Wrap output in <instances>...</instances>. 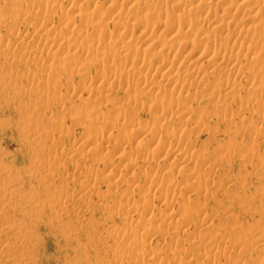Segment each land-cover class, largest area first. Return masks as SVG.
Here are the masks:
<instances>
[{"label":"rangeland","instance_id":"1","mask_svg":"<svg viewBox=\"0 0 264 264\" xmlns=\"http://www.w3.org/2000/svg\"><path fill=\"white\" fill-rule=\"evenodd\" d=\"M8 1L13 2L14 5L9 7L5 0H0V11L3 10L4 13L1 14L4 16L6 11L8 14L3 19L0 18V51L7 45L11 49L9 54L11 59L7 55H0V264H160L161 262L164 264H264V129L255 131L249 126L252 121L260 119L262 123L258 121L260 129L264 127V94L250 91L254 85L255 89L264 86V42L263 45L260 44V41L264 40V23H262L264 13L261 14L263 7L255 12L256 16L254 12L250 14L253 23H246L247 27L243 24L246 29L249 27L245 40L253 43V46L248 51L238 53L237 64H235L238 60L237 56L235 57L237 49L228 47L224 49L232 54L235 52L230 66L235 64V72L238 71L237 76L234 73L227 77V74L220 69L213 70L209 65L207 67L206 62L197 65L193 71L184 67L188 50H181V43L194 38V35L182 30L168 33L158 28L150 34L154 44L143 49L136 46L133 41L129 42V39L113 38L112 47L99 46L97 52H94L97 54L104 52L106 55L108 53L103 58L102 65L97 64L100 58L90 60L93 56L90 59L88 57L86 61L83 60L87 58L84 57L83 52H78L79 55L76 56V50L81 49L78 43L82 42L80 44L82 47L84 42L95 40L93 37H97L96 34L99 36L101 32L112 31L122 24L126 29V21L120 19L104 21L99 19L98 15L92 16L95 14L93 10L99 13L109 11L111 8L109 1L97 0L96 7L104 3L97 10L98 8L94 9L93 5L90 6L89 0H79L84 5L78 2V7L90 6V8L87 6L88 12L82 7L77 12L76 9L69 7L67 0L58 1L61 2L59 9L46 4V0H30L25 12L20 6L27 0ZM130 5L132 4L124 5L121 9L117 6L115 10L123 17L128 14ZM233 7L232 4L231 9ZM247 8L249 7L246 6V9L238 13L243 14ZM46 13L55 15L52 21L55 30L57 28L60 33L68 32L62 35H68L66 37L73 35L76 40L72 36L73 42L65 44L63 41L64 46L61 40L48 39V41L43 26L35 22L36 18L44 17ZM193 13L185 16L184 20L196 22L197 17ZM241 13L238 16L237 12L234 13L236 16L233 14L228 20L215 25L216 27L211 25L204 27L203 36L209 38L224 36L226 32L231 34L241 23ZM14 15L19 18L13 19ZM137 15L140 20L149 16L142 10ZM83 16H85L84 20ZM65 19L71 21L66 22L68 29L65 23V26L62 25ZM5 26H8L6 30L3 28ZM122 29L121 26L120 30ZM178 42L180 44L178 48L180 59L179 57L178 59L181 62L180 64L176 62L175 69L160 68L162 78H159V81L158 78L154 79L151 74L144 72L134 76V80L141 78V83L149 84L152 78L157 80L158 83H150L151 85L156 83L153 86L158 84L153 92H145L141 83L130 88L126 95L116 89L117 79L122 80L130 69L136 71V67L129 59L133 52L137 51L141 55V62L146 64L154 61L155 56L167 59V49ZM76 44L79 48L75 50ZM123 53L127 56V61L117 59L112 61L113 63L111 60L106 61L109 55V58H114L118 54L124 55ZM177 55L171 59H176ZM36 57L39 64L34 61ZM60 57L65 59L62 60L63 63ZM7 58L14 61L13 69L5 66ZM218 62L219 60L216 61ZM81 67L87 70L84 77L74 72ZM185 68L189 77L193 76V73L196 74V77L189 79L190 84L187 82L186 85L182 78L183 75L187 76ZM96 71L105 72L109 84L105 85L106 87L111 86L115 80L116 87L114 84L110 87L111 91L108 92L107 98L82 106L78 98L81 88L76 87L84 83L87 76H93ZM256 72H260L262 76L256 77L257 81L256 78L254 80L251 78V82L249 79ZM47 75L50 76L48 78L50 83L47 82L36 94L27 96V91L31 92L32 90L29 89H33V86L31 87L33 82L30 83L27 79L35 77L41 81L39 78H45ZM10 76L13 80H10L12 79ZM206 76L208 79L205 78ZM175 77H180L179 81ZM169 78L181 84V90L187 93L179 94V105L175 113L173 112L175 108L168 107L170 108L167 109L168 114L169 110H172L169 116L172 112L173 116L168 119L166 113V121L155 120L151 112L139 106L131 110L132 99L137 104L146 101L151 104L160 103L164 107L173 97L172 85L166 83V79ZM200 79L206 83L204 89H200ZM247 80L249 83L245 84ZM225 82L228 83L227 92L224 91ZM68 83L71 85L69 86ZM90 83L92 88L100 84L97 80ZM247 84L252 86H245ZM49 87L51 93L48 91ZM184 87L188 88L189 92ZM246 87H249L248 91ZM68 88L75 89L68 90ZM11 90L16 91L13 92L14 96ZM85 97L84 94L83 98ZM245 98L247 100L243 101L246 107L244 109L241 108L243 105L239 106L243 102L239 103V101ZM236 104H239V107ZM71 105L85 111L99 109L105 115L121 113L120 115L125 118L128 114H132L138 122L147 121L161 138L169 142V150H176L174 149L176 145L178 153L175 151V155L181 158L182 162L184 158L180 155H185L184 161H189L182 165L185 168L171 164L174 161H166L165 164H171L167 168H172L175 174L173 183L161 182V176L166 174V170H159L156 166L161 158L153 160L143 168L138 158L134 159L135 163L126 165L127 160L116 155L111 158L112 164H108L109 161H105L103 157L105 155H102V151H99L96 145H83L87 140L84 131L93 127L94 114L90 110L72 118L65 116L66 128L64 126L63 130H60L55 123L57 121L55 119L60 118L62 113L67 115ZM179 106L183 107L182 112H179L182 109ZM247 106L255 110L263 107V113H260L262 116L251 112L248 116L247 112L250 108L247 109ZM214 108L216 112L212 111ZM238 108L245 113L237 111ZM198 109L201 113H199L201 121ZM177 110L179 114L176 113ZM186 110L189 111L185 115ZM226 111L231 117L227 116L229 118L225 121L219 120ZM235 114H238V118L243 114L240 119L245 116L247 121L239 122ZM111 126L108 131L119 139L121 126L117 125L116 128ZM46 132L51 136L43 141ZM126 136L129 137V134ZM142 139L143 137L139 135L129 137L125 146H128L126 151L134 152L139 141H146ZM53 143H60L62 148L58 151L53 150L51 148ZM156 144L153 142L148 148L146 147V150ZM158 144L162 145L161 142ZM217 144L224 150H221L223 152L220 155L224 154L216 158L215 154L221 152L217 150ZM227 146L233 150L229 149L231 151L229 152ZM104 162L110 166L104 168ZM211 169H214L213 173ZM132 175L135 179L127 181ZM116 177L118 181L114 183ZM145 177L154 182L148 184ZM200 183H204V190L194 189V186H200ZM221 185L223 192H219L221 196L215 197ZM113 188H116V191ZM126 204H132V210H129ZM187 204L196 206L191 207L194 211L189 217L182 210ZM200 204L203 206L199 207ZM136 217L141 223L155 220L152 221L156 228L154 232L152 231L153 234L150 232L147 237L148 233L142 227L139 228L140 230L137 228L134 230L132 228L134 226L131 227L129 223L131 221L134 224ZM182 217L187 220L181 224L179 222ZM204 217H207L208 219H205L208 221L206 220L207 223L201 226ZM222 229H226L225 236L227 231H231L226 237L224 236L225 238L223 237L224 239L222 238L225 241L220 239V234H224ZM127 234L130 239L127 238ZM125 235L127 237H124ZM124 239L129 240L124 241ZM212 243L224 249L221 251L215 247L214 250Z\"/></svg>","mask_w":264,"mask_h":264},{"label":"bare ground","instance_id":"2","mask_svg":"<svg viewBox=\"0 0 264 264\" xmlns=\"http://www.w3.org/2000/svg\"><path fill=\"white\" fill-rule=\"evenodd\" d=\"M58 1L59 0H46L45 3L46 4L48 3L54 9H59L61 7V5H60L61 2L59 3ZM67 1L69 2L68 3L69 4V7L72 8V9H76L77 12H79L82 8H84V6L83 7L81 6L82 8L81 7H78V2H80L79 0H67ZM96 1L97 0H89V4H90V6L93 5L95 7L94 9H97L98 8L97 10H99V7L101 8V6L104 3L102 2L101 3V6L99 5L98 7H96L95 6ZM106 1H109V5L111 6L110 10L107 11V12H103V13L102 12L99 13L98 11L95 12V10H93L92 12L95 13V14L94 15L92 14V16L98 15L99 19L104 20V21H113L114 19H120L121 21L123 20L124 22L126 21L127 22L126 29H124V26H123L124 24H122L120 26L115 27L112 31L101 32V34L99 36H98V34H96L97 37H95V36L93 37L95 40H92V41L91 40L90 41L87 40L89 42H84L82 44V47L80 45L82 42L81 43H78L79 46H80V48H81L80 51H79V49L76 50L77 47L79 48V46H77V44H76L75 50L77 52L74 51L76 53V56L79 55L78 52H81V53L83 52V55L85 54L84 57H87L86 59L83 58V60L86 61V60H88V57L90 59L91 56H93L90 60L97 59V58L99 59L100 58L97 61V64L98 63H101L100 65H102L104 63L103 58H105V55L106 54L104 52H99L98 54L97 53H94V52H97V49H98L99 46H105V47L106 46H109V47H112L111 44L114 42L113 38L116 39L118 37H123V39L124 38L129 39V42H132L133 41V43H135L136 46H139V47H141L143 49V48H146V47H148L150 45L152 46V44H154L153 41H152V37L150 36V34L154 30H156L158 28H162L165 32H168V33H174L177 30H182L184 32H189V33H191V34L194 35V38L187 39V40H185V41H183L181 43L182 46H181L180 49L181 50H188V57H187V59H185L186 60L185 61V64H183L184 67L186 66L189 70H192L193 71L196 68L197 65H200V64H203L204 62H206L207 67L209 65V68H213V70L220 69L221 71H223V73L227 74V77H228V75L230 76V75H232L234 73H235L236 76L238 75V73H237L238 71L235 72V66H236L235 64H237L239 62V59H238V56L237 55L240 54V51H244V50L245 51H248L253 46L252 45L253 43H250L249 41H246L245 40L247 38L248 33H249V27H248V29H246V27H247L246 23H250L251 24V22H252V20H251V17L252 16L250 14L252 12H254V15H255V12L260 7H263V9L261 10V14L264 13V11H263L264 10V0H249V1L247 0L249 2V4H248L247 1L245 2V0H230V1L229 0H137V1L136 0H106ZM228 1L230 2L229 4H228ZM28 2H30V0L24 1L23 4L20 6L22 8L21 10L23 12L26 11V6L30 4ZM5 3L9 7H12L14 5L13 2L8 1V0H5ZM80 3L82 4V1ZM127 4H132V5L129 6L128 14H126V15H124L122 17V15L120 14V12H117L115 10V8L117 6H119V8L121 9L124 5L126 6ZM232 4L235 7V8L233 7L234 9L232 8L233 11H231L232 10L231 9ZM82 5H84V4H82ZM228 5L230 6L229 8H228ZM87 6H89V5H87ZM87 6H85V8L87 9L86 11L88 12ZM90 6H89V8H90ZM246 6L249 7V8H247V11H245L243 14L240 12L241 13V16L240 17L242 19L240 25L237 26L231 34H229L228 32H226L224 34V36H221V37L220 36L219 37L213 36V37H209V38L203 36L202 32H203V28L204 27L210 26V25L211 26H215L218 23H220L221 21H226V20H228L236 12H237V16H238V14H240L238 12L240 10L242 11V9H246ZM91 9H92V7H91ZM102 9H103V7H102ZM141 10L142 11H145L146 13L149 14V16L146 19H143V20L138 19L137 13L140 12ZM1 11H0V14L3 13V10H1ZM191 12H194L193 14H195V16L197 17L196 22H194V23H192V22H190L188 20H184V17L187 16L188 14H190ZM3 14L0 15V18L2 17V19L4 17H6L7 11L5 12V15L4 16H3ZM87 14L89 15V13H87ZM7 16H8V14H7ZM53 16H55V15H53ZM53 16L50 13H46L44 17H38V18L35 19V22H37L38 24H40V26H43V29H44V32H45L44 33L45 38L47 40L48 39L58 40V41L61 40L63 46H64V43L66 44V43H69V42H73L72 40L74 39L75 36L72 35L73 36V39L71 38L72 36L71 37H66V36H68V35H66V34H68V32L67 33L66 32L60 33V31H58L57 28L55 30V26L52 27V23H53L52 21L54 19ZM234 16H236V15L234 14ZM255 16H253L252 19H254ZM84 17L85 16H83V18H82L83 20H84ZM88 17H90V16H88ZM17 18H19V17L16 16V15L13 16V19H17ZM65 20L66 21H63V22L61 20V22L63 23L62 25H64V23H65L66 28H67L68 27V24L66 22L69 23L71 21H70V19H65ZM262 23H264V21ZM121 26L123 27L124 31H122L123 29L120 30L121 29ZM7 27L8 26L3 27L4 30H6ZM63 33H66L65 36L62 35ZM75 40H76V37H75ZM63 41H64V43H63ZM121 42H124V41H121ZM263 42H264V40H261L260 41V44H262ZM230 43H231V45H230ZM125 44H126V41H125ZM31 45H33V44H31ZM179 45H180L179 42L178 43H174V44L170 45V47L167 49V54L166 55L168 56L169 59L167 58V56H166L167 59H163L161 56H159V57L155 56L154 61H150L148 63L146 62V64L145 63L143 64L141 62L142 61L141 60V55L137 51L133 52L132 55L129 57V59H130L132 65L136 67V69H135L136 71H133L134 69H130L127 72V75H126L127 77L126 76H124V77L122 76L123 78L120 81H118V79H117V83H118L117 84V87L118 88H116V89L117 90L119 89V90L123 91L124 92L123 94H125V95L127 93H129L130 88H133V86H136L139 83H141V78H138V79H135L134 80L135 74H140L141 72H144L145 74H151L154 79L158 78V81H159V78H162V75L160 74V71H159L160 68H162L164 70V68H168V67H173L174 68L175 65H176V62H178V64H180V62H181L179 60L180 59V57H179V51L180 50H178ZM227 47L228 48H235L238 51V52L236 51L237 54H235V57L237 56L236 59H238V60L237 61L236 60H233L234 62L236 61V63L235 64H231V66H230V61L234 57L233 55H234L235 52L232 54V53H229V52L224 51V49H226ZM10 50H11L10 47L7 45V46H5V48L3 50L0 51V55H7V57H9V54L11 52ZM126 50H127V48H126ZM75 53H74V55H75ZM123 54L124 55H121V54L115 55L114 58H109L110 57V55H109V57H107L106 61L108 62V61L111 60V62H112V61H115L116 59L119 60V61H127L128 60L127 56L125 55V53H123ZM176 54H178L177 57H175L177 60L176 59L172 60L171 57L173 58V56L174 55L176 56ZM56 55H58V54L56 53ZM56 55H54V56H56ZM107 55H108V53H107ZM178 57H179V59H178ZM9 58L6 59L7 61L5 63V66L7 68H12L13 69L15 67L14 66L15 63H14L13 60L12 61L9 60ZM60 59H61V57H60ZM68 59L69 58H67L66 60H68ZM39 60H41V59H39ZM62 60H65V59L64 58L61 59V62L63 63ZM217 60H219L218 63H216ZM34 61H35V63L38 62L37 57L34 58ZM59 62H57V63L59 64ZM186 62H187V64H186ZM38 64H39V62H38ZM233 65H234V67H233ZM185 70H186L185 73H187L188 71H187L186 68H185ZM86 71H87L86 68L81 67L80 69H77L74 72L77 73L79 76L84 77V76H86ZM169 71H171V70H169ZM196 73L198 74V72H196ZM181 75H183V73ZM186 75H187L186 77H185V75L182 76V78H184L183 80H184L185 85H186L187 82H188L187 84H190L189 79L191 77L192 78L193 77H196V74L195 73H193V76L190 75L191 77H189L188 73ZM12 76H10L12 78L10 80H13V77H16V76H13V77ZM47 76H46L47 78L46 77L45 78H39V79H41V81L38 80V78H35V77H38L37 75H35V77L28 78L27 79L28 82L29 81H30V83L33 82L31 84V87L33 86L32 87L33 89H29V91L30 90H32V91L31 92H28L27 91L26 95L27 96H32V95L36 94L40 90L41 87L45 86L47 84V82H48V78L50 77L49 75H47ZM163 76H164V74H163ZM258 76L261 77L262 74L260 72H256L253 76L250 77L249 80H251V82H252V79L254 80ZM153 78H152L153 81L151 79L149 80L150 83L151 84L153 82L158 83L157 80L155 81ZM176 78H178V77H175V79ZM179 78H178V81H179ZM205 78L208 79L207 76ZM171 79H172V77H171ZM197 79H198V77H197ZM27 80H25V81H27ZM96 80L100 84L97 87L92 88L90 82L96 81ZM107 80L108 79H107L106 74H105L104 71H96L93 74V76H91V75L89 77L87 76V78L85 79V82L84 83H81L80 86H77V87L75 86L76 88H81V89H79L80 95L78 96L81 105L84 106L86 104H92V103L98 101L99 99L107 98L108 97L107 96L108 95V92L111 91L110 87H113V84L116 82V80H115V82L111 86H107L106 87L105 85H109L107 83ZM164 80H163V82H164ZM249 80L245 81V84H246V82L249 83ZM255 80L257 81L258 79L256 78ZM199 81L201 82V88L200 89H204L206 87V83L205 82H202L201 79ZM34 82L35 83L38 82L39 84L38 83L37 84H34ZM175 82H177V81H175ZM175 82L174 81H171L170 78H169V80L166 79L167 85H172L171 86V89H172L171 91L173 92V94H172L173 97L171 98L170 101L167 102V104L164 107H162V104H160V103H153V104H151V103L146 102V101L145 102H141L140 104H137L132 99L133 107H131V110H134V108H136V106H139L140 108H143L144 110H147L148 112H151V116L155 120H161L162 119V120H165L166 121V115L168 114V110L167 109H170V108L173 109V108H175V110L173 111L175 113L176 108L179 105V97H180L179 94L183 93L185 95V93H186L185 91L181 90V84L175 83ZM227 82L224 83V87H225L224 88V91L225 92H227L229 90L228 89V83ZM48 83H50V82H48ZM150 83L149 84H147L146 82H142L141 83L142 89L145 92H153L154 89L158 86V84L156 86H153L156 83H154L153 85H151ZM252 84H250V85L252 86ZM28 85H29V83H28ZM68 85H69V83H68ZM250 85L247 84L245 86H249L250 87ZM81 86H83V87H81ZM72 87H73V84H72ZM103 87L105 88L104 90H103ZM115 87H116V85H115ZM249 87L248 88L246 87V90L247 89L249 90ZM253 87H254V89H253ZM255 87H256L255 85L252 86V88H251L252 90H250V91L257 92L259 94H264V91H263L264 90V86H263V88L261 86V88H259V89H255ZM184 88H182V89H184ZM49 89H51V88L49 87L48 88V91H49ZM66 89H67V87H66ZM74 89L75 88H72V89L68 88V90H74ZM185 89L187 90L188 88H185ZM11 92H12V90H11ZM13 92H12V94H13ZM202 92H203V90H202ZM84 94L86 95L85 98H83ZM174 94H176V95H174ZM12 96H14V94ZM241 100L242 101H239V103L240 102H243V101L245 102L247 99L245 98V100H243V99H241ZM244 102L243 103H240V105L239 104L238 105L241 106V105L245 104ZM238 105L236 104L237 107H239ZM168 107H170V108H168ZM181 107L182 106H179V108H181ZM241 108H244L245 109L246 107H245V105H243V107L241 106ZM248 108H250L248 110V112H247L249 114L248 116H250V113L249 112H251L252 114L253 113H257V116H258L260 113H263L262 110L264 109L263 107H262L263 109L260 107L261 109L257 108L255 110L254 108L252 109V107L247 106V109ZM232 109L233 108H231L230 110H232ZM89 110L90 109H86V111L83 110V109L82 110H79L78 107H76L74 105H71L70 110L68 111V113H66L67 115H64L65 113H62L63 115L61 114L60 115L61 116L60 118L55 119V120H57V121H55V123L58 124L60 130H63L64 129V126H65V121H66L65 116L72 118V117H75V116H80L81 114L83 115V113H84L83 111L89 112ZM165 110H167V111H165ZM178 110H177L176 113L179 114V112H182L183 107H182L181 111L179 110V112H178ZM214 110L216 112V109L215 108L212 111L214 112ZM170 111H172V110H169V114H170ZM188 111L185 112V115L188 113ZM232 111H230V112H232ZM237 111H239V108L237 109ZM237 111L235 110V113H237ZM241 111L243 112L242 109H241ZM241 111H239V112H241ZM90 112H92L94 114V118H93V121H92L93 127L86 129V131H84L85 133H83L84 134V137H87V140H85L83 142V145L84 146L96 145L97 146L96 148H98L99 151H102V153H103L102 155H105V156H103L106 159L105 161H107V162L109 161L108 164L109 163L112 164L111 158L113 156H116V155H118L119 157L127 160V164L125 163L126 165H130L132 163H135V162H133L134 159L135 158H138V160L139 159L141 160V163L143 165L142 166L143 168L145 166L149 165L153 160H156L158 158H161V160L156 163L157 169L164 170V171L166 170L165 171L166 174L161 176V182H165V183H173L174 182V180H175V174H174L172 168H167V166H170L171 164L182 166L184 164V162H185L184 159H186L185 158V155H180V157L182 156L184 158L183 159V162H182V159L181 158L179 159L177 157V155H175L176 153H178V151H176L177 150L176 145L174 147V149H176V150H174V149H173L174 151L169 150L168 149V147L170 145L169 142H167L163 138H161V136L158 134V132H155L153 130V128L151 127V124H148L147 121L146 122L145 121L138 122L137 121V118L133 117L132 114H128L127 118H125L122 115H120L121 113H119V114L118 113H112L111 115L110 114H108V115L106 114L105 115L104 113L101 112V110L95 109V108L93 109V111L90 110ZM173 112H172V114H173ZM191 112H193V111H191ZM201 112H202V109H201ZM199 113L200 112H199V109H198V114ZM204 113H205V111H204ZM225 113H224V115H222V116L219 117V120L225 121L226 119L229 118V117L227 118V116H230L228 114V112L226 111ZM243 113H245V112H243ZM169 114H168V116H169ZM172 114L168 117V119L171 116H173ZM182 114H184V112ZM213 114H215V113H213ZM230 114L232 115V113H230ZM238 114H235V116L237 117ZM202 115H203V113H202ZM242 115H239V118L238 117L237 118H238V121L239 122L244 123L247 120H246L245 116H243V118L240 119ZM260 117H256V118H260ZM199 118H200V121H201V119H202L201 118V115H200ZM168 119H167V121H168ZM256 120L257 121H252L251 123H249L250 129L251 130H255V131H261V130H263L264 127L261 125L262 126V129H260L261 127L258 124L261 120L260 119H259L260 121L258 119H256ZM185 122H187V121H185ZM254 122H257V124L254 123ZM164 124H166V123L164 122ZM111 125L114 126V128H116L115 126H117V125L118 126H121V130L119 132V139H116L115 137H113L115 134H113L112 132H109L108 131L109 126H111ZM198 125H202V124H198ZM112 126H111V128H112ZM65 128H66V126H65ZM175 128H177V126H175ZM110 131H111V129H110ZM176 131H178V130H176ZM215 131L213 133H215ZM216 132H218V131H216ZM121 134H123V135H121ZM126 134H129V137H132V136H135V135L136 136L139 135V136L143 137L142 140H146V141L145 142L139 141L138 142V145H136L137 148H135L134 152H131V151L130 152H127L126 149H127L128 146L127 147H125V146H126V142L129 141L128 140L129 137H127ZM50 136H51V134L49 132H46V134L43 136V141H46L48 139V137H50ZM171 136H173V134ZM176 137H175V140H176ZM177 139H178V137H177ZM153 142L154 143H157V144L154 147L149 148V150H146V147L148 148ZM160 142L162 143V145L158 144ZM176 144H177V142H176ZM217 145H218L216 147L217 150H219V151L223 150V148H220L219 147L220 146L219 144H217ZM246 145H248V144L246 143ZM51 148L53 150L58 151L59 148H62V146H60V143H53L52 146H51ZM227 148H228V146H227ZM71 149H72V152H73V146L71 147ZM229 149L231 150V147L227 149L229 152H231L233 150L232 149L230 151ZM175 151H176V153H175ZM223 151H221L219 153L217 152L218 154L217 155L215 154L216 158H217V156L218 157L223 156L224 153L222 155H220ZM228 151H226V152H228ZM166 152H167V154H166ZM184 153H182V154H184ZM133 154L136 155V157H134ZM242 157L244 158V156H241V158ZM168 160H171V161H174V162L173 163L171 162L170 165H167L165 163ZM188 161L189 160H186L185 163H187ZM201 163H202V161H201ZM108 164H105V162H104L103 167L106 168V167L110 166ZM138 167H140V166H138ZM183 168H185V166ZM212 168H213V166H212ZM213 170L211 171V173H213ZM134 177L135 176L132 175V178L129 179V180H127V181H129V182H130V180L133 181L135 179ZM116 179H117V177H116ZM145 179H147L148 184H151V183L154 182V180L149 179L147 177H145ZM117 181H118V179L117 180H114V183L117 182ZM204 183H205V181H204ZM204 183L203 184L200 183L201 184V185L199 184L200 186L196 185L199 188L196 187V186H194V189L204 190ZM148 186H150V185H148ZM220 187H221L220 188V191L216 192L215 197H217L218 195L221 194L219 192H221V191L223 192V189H222L223 188V185H221ZM113 189H115L114 191H116V188H113ZM148 189H149V187L147 188V190ZM192 189H193V187H192ZM201 205L202 204H200L199 207H202L203 206V205L202 206ZM192 206L189 205V204H187L186 207L184 209H182L183 212L188 215V217L194 211V210L192 211V209L194 207H196V206H193V208L191 209ZM126 207H128L129 210H132L133 205L132 204H130V205L129 204L128 205L126 204ZM207 217H209V216H207ZM207 217H204L203 223H202L201 226H204L207 223V221H208L207 220L208 219ZM205 218H207V219H205ZM131 219H132V217H131ZM184 219L185 218L182 217V218H180V222L179 221L178 222L182 224V223H184L187 220V219H185V220ZM134 221H135L134 224L130 221L131 224L129 223V225H131V227L134 226V227H132L134 230H135V228H137L138 230H140L139 228H141V227L144 228V229H146V232L148 233V236L146 235L147 237H149V233L150 232H151V234H153L152 231L154 229L156 230V228L154 227V224H153V222H155V220L147 221V222H144V223L142 221V223H141L138 220V218H137L136 220L134 219ZM226 229H228V228H226ZM226 229H222V231H224V234L221 233L220 234L221 237L219 235V237H220L221 240L225 236ZM137 231H136V233H137ZM222 231H220V232H222ZM130 232L133 233L132 230H130ZM227 232L229 233L231 231H227ZM228 233H226V236H227ZM129 234H127V236ZM127 236L125 235L124 237H127ZM147 237H145V239ZM127 238H129V236ZM127 238H125V239H127ZM125 239H124V241H128L130 238L128 240H125ZM216 239H219V238H216ZM147 240H148V238H147ZM222 241H225V240H222ZM143 242L145 243L146 240L143 241ZM139 244H137V247H138ZM212 244L214 245V243H212ZM125 246H126V244H125ZM139 247H141V246H139ZM215 247H216L217 250H221V251H222V249H224V248H221L222 246H220V248H219V246L214 245V250H215ZM142 248H143V246H142ZM168 248H170V247H168ZM174 249H176V248H174ZM142 256H144V255H142ZM142 258H144V257H142ZM128 262H130V260ZM160 264H164V263L161 262Z\"/></svg>","mask_w":264,"mask_h":264}]
</instances>
